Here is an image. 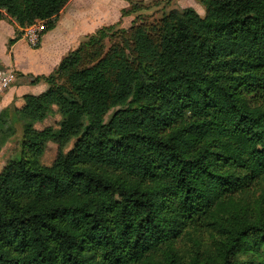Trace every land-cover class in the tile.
<instances>
[{
  "label": "trees",
  "instance_id": "trees-1",
  "mask_svg": "<svg viewBox=\"0 0 264 264\" xmlns=\"http://www.w3.org/2000/svg\"><path fill=\"white\" fill-rule=\"evenodd\" d=\"M70 1L0 0L8 46ZM197 2L204 17L97 29L3 110L0 153L22 137L0 172V264H264V0Z\"/></svg>",
  "mask_w": 264,
  "mask_h": 264
},
{
  "label": "crops",
  "instance_id": "crops-1",
  "mask_svg": "<svg viewBox=\"0 0 264 264\" xmlns=\"http://www.w3.org/2000/svg\"><path fill=\"white\" fill-rule=\"evenodd\" d=\"M84 1L86 0H71L69 2L59 14L55 27L40 37L39 47L35 50L36 53L30 55L28 59H23L17 56L16 53L17 46L20 43L25 44V31L20 30V32L23 31L22 37L9 51L7 45L9 40L15 37L16 30L18 29L17 24L12 21L9 25L4 20H0V43L5 45L0 49V65L5 67L7 73L11 74L14 79L13 85L0 96V112L3 108H7L15 97L18 99L16 105L21 106L24 95H39L45 92L47 85L44 83L31 85V77L48 76L51 74L63 58L75 50L88 35L106 26V22L111 17V10L115 14L120 13L128 9L129 5V2H124L119 7L111 8L110 0H95L103 5L101 14H96V12L92 11L84 12V9L81 7ZM189 8L194 9V7ZM201 13V11L198 12L202 16Z\"/></svg>",
  "mask_w": 264,
  "mask_h": 264
},
{
  "label": "rangeland",
  "instance_id": "rangeland-1",
  "mask_svg": "<svg viewBox=\"0 0 264 264\" xmlns=\"http://www.w3.org/2000/svg\"><path fill=\"white\" fill-rule=\"evenodd\" d=\"M110 5L111 8L119 7L121 6V3L124 2H129L128 4V9L133 5H137L139 12L136 14L130 15V16H122V12L120 13H113L111 10L110 14L111 17L108 19L106 22L107 25H113L116 29H128L132 25V22L136 18H142L144 19L145 22H154L159 20L164 13H168L171 10H182V8H189V7H194V10L198 13L201 11L202 17L205 16V10L204 8L197 3L196 0H110ZM102 4H99L95 0H86L82 4V8L84 9V12H96L101 14V9H102ZM118 15V19H117ZM7 24H11L12 20H4ZM34 29L37 31L38 36H42L43 32L45 31V23L43 22H38L34 25ZM31 27V26H30ZM28 29V28H26ZM20 31V29H19ZM40 37L38 44L35 47H32L28 40L25 37L24 33V38H25V44L20 43L17 48H16V53L17 56H20L21 58H29L30 55L33 53H36V49L39 47L40 43ZM15 38V37H14ZM13 38V39H14ZM2 42V41H1ZM8 42V41H7ZM16 43V42H15ZM14 43V44H15ZM13 44V45H14ZM12 45V46H13ZM5 45L3 43H0V49H2ZM12 46H8V50L10 51V48ZM9 73H7L5 67L0 65V96L4 93L5 90H7L10 86L13 85L14 79L12 76V79L9 77ZM17 84V83H16ZM17 98L15 97L13 102L8 106L9 108H12L13 105L16 106ZM7 107V108H8ZM7 108H3L0 114L3 112V110H7ZM119 108H116L112 110L110 113H108L106 117V121L108 122L111 116L115 111H117ZM60 119L59 116L53 118V119H48L46 120L43 124L38 125V129H42L45 126H57V121ZM21 131L19 130L18 134L16 137L10 141L1 150L0 153V172L5 165L6 162H8L10 159H17L20 158V144H21ZM73 143L69 144L65 150V152H68L72 149ZM57 154V146L53 143H50L45 151V154L42 158V164L45 166H51L56 158ZM248 255L250 254H245L240 255L239 258L241 260H245ZM263 257H264V251H263Z\"/></svg>",
  "mask_w": 264,
  "mask_h": 264
},
{
  "label": "built area",
  "instance_id": "built-area-1",
  "mask_svg": "<svg viewBox=\"0 0 264 264\" xmlns=\"http://www.w3.org/2000/svg\"><path fill=\"white\" fill-rule=\"evenodd\" d=\"M34 25L29 27L28 29H25V37L26 39L28 40L29 44L32 46V47H35L37 44H38V41H39V37L38 34H37V31L34 29ZM10 76V79H12V75L9 74Z\"/></svg>",
  "mask_w": 264,
  "mask_h": 264
}]
</instances>
